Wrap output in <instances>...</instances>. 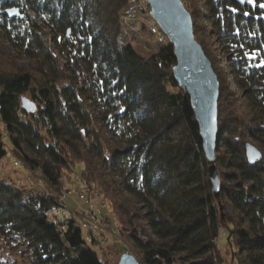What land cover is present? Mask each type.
<instances>
[{
  "label": "trees",
  "instance_id": "trees-1",
  "mask_svg": "<svg viewBox=\"0 0 264 264\" xmlns=\"http://www.w3.org/2000/svg\"><path fill=\"white\" fill-rule=\"evenodd\" d=\"M182 1L220 83L219 199L173 45L150 56L121 45L122 14L145 0H0V28L28 61L0 46V162L4 134L53 188L78 161L142 264H223L222 225L237 264H264V157L246 159L247 143L264 156V0ZM27 93L34 112L22 107ZM57 206L0 180V262L16 252L29 264H105L74 220L50 221Z\"/></svg>",
  "mask_w": 264,
  "mask_h": 264
},
{
  "label": "rangeland",
  "instance_id": "rangeland-1",
  "mask_svg": "<svg viewBox=\"0 0 264 264\" xmlns=\"http://www.w3.org/2000/svg\"><path fill=\"white\" fill-rule=\"evenodd\" d=\"M146 4L132 3L124 11L120 42L122 46L133 45L137 52L143 56H150L170 42L150 16V6ZM11 45V40L5 37V31L0 28V46L6 51H10L18 63H27L28 61L21 59ZM221 64H223L222 61ZM220 67L223 68L221 65ZM231 88L236 93L239 92L234 84H231ZM170 92L172 93L173 90ZM24 97L30 99L31 95L27 93ZM177 135L179 136V134ZM3 140L7 155L0 162V180L27 194L55 196L58 206L49 213L50 221L63 223L74 220L82 230L86 246L98 252L103 263L117 264L120 257L126 253L134 255L141 262V256L128 240L111 201L93 183L89 186L83 183L81 173L84 166L82 164L74 161L75 165H72L71 168L62 169L60 185L53 188L43 178L41 172H32L27 167L21 156L14 151L12 142L7 135L4 134ZM231 230L232 226L222 225L219 231L218 248L222 254L223 264H237L236 255L230 249L229 244ZM10 256L11 262L9 263L11 264L14 261L16 264H29L27 256L22 258L23 254L14 252ZM0 264L6 263L0 262ZM174 264H180V262L176 260Z\"/></svg>",
  "mask_w": 264,
  "mask_h": 264
},
{
  "label": "water",
  "instance_id": "water-1",
  "mask_svg": "<svg viewBox=\"0 0 264 264\" xmlns=\"http://www.w3.org/2000/svg\"><path fill=\"white\" fill-rule=\"evenodd\" d=\"M150 6V16L174 47L177 64L173 69L179 87L190 97L191 107L199 125L203 150L209 163L208 174L215 198H220L221 177L216 165V148L219 137L218 102L220 83L213 65L203 47L196 40L193 19L182 0H145ZM8 13L24 18L19 9ZM70 32V31H69ZM23 109L34 112L36 104L29 98L21 100ZM2 107L0 105V115ZM262 151L254 144H246V159L255 165L263 159ZM264 201V193H263ZM223 211V207H220ZM117 264H142L134 255H122Z\"/></svg>",
  "mask_w": 264,
  "mask_h": 264
},
{
  "label": "snow or ice",
  "instance_id": "snow-or-ice-1",
  "mask_svg": "<svg viewBox=\"0 0 264 264\" xmlns=\"http://www.w3.org/2000/svg\"><path fill=\"white\" fill-rule=\"evenodd\" d=\"M247 2H248V3H253L254 0H247ZM239 3H241V4L245 3V0H239ZM260 7H261V8H264V4H261ZM231 11H232V12H236L237 9L233 8V9H231ZM243 14H244V15H248L247 12H245V13H243ZM246 55H247V54H246ZM141 179H142V178H141Z\"/></svg>",
  "mask_w": 264,
  "mask_h": 264
},
{
  "label": "built area",
  "instance_id": "built-area-1",
  "mask_svg": "<svg viewBox=\"0 0 264 264\" xmlns=\"http://www.w3.org/2000/svg\"><path fill=\"white\" fill-rule=\"evenodd\" d=\"M132 2H137L138 0H131ZM146 2V1H145ZM147 5H148V3H147Z\"/></svg>",
  "mask_w": 264,
  "mask_h": 264
}]
</instances>
